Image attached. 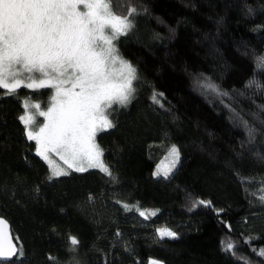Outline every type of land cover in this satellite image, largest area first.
<instances>
[{"label": "trees", "instance_id": "1", "mask_svg": "<svg viewBox=\"0 0 264 264\" xmlns=\"http://www.w3.org/2000/svg\"><path fill=\"white\" fill-rule=\"evenodd\" d=\"M129 6L134 28L116 44L136 92L97 135L112 176L50 178L19 117L26 103L46 110L52 89H0V216L23 247L15 264H264V89L247 86L264 83V0H120Z\"/></svg>", "mask_w": 264, "mask_h": 264}, {"label": "snow or ice", "instance_id": "2", "mask_svg": "<svg viewBox=\"0 0 264 264\" xmlns=\"http://www.w3.org/2000/svg\"><path fill=\"white\" fill-rule=\"evenodd\" d=\"M119 9L120 0H0V89L6 95L21 87L55 89L46 110H40V103H32L31 108L37 111L30 112L26 103L25 114L19 117L27 138L37 142V155L49 164L50 178L70 175L68 169L84 172L89 168L112 176L101 159L103 150L96 143V134L115 127L109 118L114 106L131 103L134 81L139 79L135 66L114 44L134 28L137 9L129 6L124 13ZM256 67L264 71V56L257 58ZM247 86L264 89V83L255 79ZM206 87L219 91L211 83ZM162 96L154 93L153 103L160 104ZM38 116L46 117L47 122L38 123ZM254 131L248 129L250 139ZM170 155L174 166L179 161L175 145ZM54 157L67 167L58 165ZM170 170L164 172L165 178ZM259 199L264 203V181ZM157 232L161 238L177 237L168 228ZM18 240L0 217V264L22 262L23 247ZM70 242L74 251L79 241L72 236ZM234 247L230 243L225 250ZM255 251L264 257V249Z\"/></svg>", "mask_w": 264, "mask_h": 264}, {"label": "rangeland", "instance_id": "3", "mask_svg": "<svg viewBox=\"0 0 264 264\" xmlns=\"http://www.w3.org/2000/svg\"><path fill=\"white\" fill-rule=\"evenodd\" d=\"M129 33V32H128ZM127 33V34H128ZM114 44L116 45V47H117V44H116V41H114ZM118 48V47H117ZM119 50V49H118ZM29 89H34V88H29ZM52 89V88H51ZM34 90H38V89H34ZM54 92H55V89H52V95L54 94ZM28 111H30V112H36L37 110L36 109H34V108H31V104H29V108L27 109ZM40 110H42V109H40ZM44 118V123H46L47 122V120H46V117H43ZM110 119H111V117H109ZM112 120V119H111ZM37 122L39 123V121H38V119H37ZM108 130V129H107ZM105 131V130H104ZM100 132H102V131H100ZM100 132H98V133H100ZM98 133L96 134V143L98 144V142H97V135H98ZM99 145V144H98ZM54 159L56 160V162H57V164L58 165H60V166H62V167H67L66 165H63V162L62 161H60L59 160V158L58 157H54ZM101 159L103 160V158L101 157ZM103 162H104V160H103ZM48 164V163H47ZM49 165V164H48ZM50 167V166H49ZM89 169H99V168H89ZM88 169V170H89ZM68 170H72V169H68ZM100 170V169H99ZM145 212V215H147V216H149V214L150 215H153V214H151V211H144ZM153 212H156V211H153ZM162 228H164V227H162ZM162 228H159V229H162ZM159 235V234H158ZM160 237V236H159ZM165 237H167V236H165ZM151 264H152V262H151ZM159 264V263H158Z\"/></svg>", "mask_w": 264, "mask_h": 264}, {"label": "water", "instance_id": "4", "mask_svg": "<svg viewBox=\"0 0 264 264\" xmlns=\"http://www.w3.org/2000/svg\"><path fill=\"white\" fill-rule=\"evenodd\" d=\"M1 217V216H0ZM8 225H9V223H8ZM10 226V225H9ZM10 229H11V227H10ZM12 233V232H11Z\"/></svg>", "mask_w": 264, "mask_h": 264}]
</instances>
